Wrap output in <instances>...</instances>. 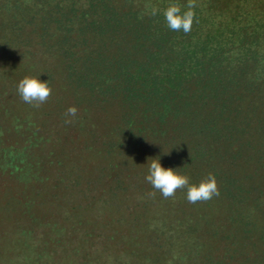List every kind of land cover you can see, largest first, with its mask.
I'll list each match as a JSON object with an SVG mask.
<instances>
[{
    "label": "trees",
    "instance_id": "trees-1",
    "mask_svg": "<svg viewBox=\"0 0 264 264\" xmlns=\"http://www.w3.org/2000/svg\"><path fill=\"white\" fill-rule=\"evenodd\" d=\"M194 2L188 34L169 30L163 16L170 3L187 10L188 0H0V31L25 48L22 59L40 64L43 82H61L86 107L112 108L113 121L100 116L94 133L102 147L95 154L111 159L110 192L147 187L142 177L113 171L131 155L147 167L159 158L199 182L212 173L214 199L239 204L254 195L260 207L264 0Z\"/></svg>",
    "mask_w": 264,
    "mask_h": 264
},
{
    "label": "rangeland",
    "instance_id": "rangeland-1",
    "mask_svg": "<svg viewBox=\"0 0 264 264\" xmlns=\"http://www.w3.org/2000/svg\"><path fill=\"white\" fill-rule=\"evenodd\" d=\"M0 35V264H264V203L253 205L254 195L191 204L187 188L168 199L150 183L110 192L111 159L95 154L94 133L101 117L113 121L112 108L86 107L54 81L46 103H24L19 81L43 82L45 71L21 58L25 48L8 41V30ZM72 106L77 116L66 124ZM118 166L145 181L140 158ZM194 175L190 184L199 182Z\"/></svg>",
    "mask_w": 264,
    "mask_h": 264
},
{
    "label": "clouds",
    "instance_id": "clouds-1",
    "mask_svg": "<svg viewBox=\"0 0 264 264\" xmlns=\"http://www.w3.org/2000/svg\"><path fill=\"white\" fill-rule=\"evenodd\" d=\"M187 10L182 11V7L176 3H170L163 11V16L167 27L171 31H183L188 34L192 30L195 20L196 7L194 0H188L185 6ZM157 9H153V15L157 14ZM51 88L47 82H41L40 79L31 76H25L17 85V93L26 104L39 108L48 101L51 95ZM78 109L74 106L69 107L65 112V123H72L77 116ZM146 181L152 187L158 190L165 198H171L176 195L178 189L187 188L186 199L191 204L197 202H206L213 197L219 196L220 192L217 185L216 176L209 173L199 184H190L186 175L178 174L171 168L165 169L159 162V158L150 159L148 165V175Z\"/></svg>",
    "mask_w": 264,
    "mask_h": 264
}]
</instances>
